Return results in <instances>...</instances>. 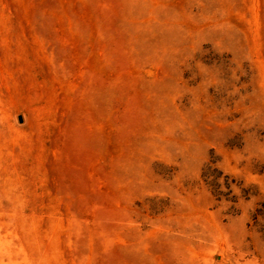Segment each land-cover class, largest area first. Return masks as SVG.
I'll return each mask as SVG.
<instances>
[{"label": "rangeland", "instance_id": "1", "mask_svg": "<svg viewBox=\"0 0 264 264\" xmlns=\"http://www.w3.org/2000/svg\"><path fill=\"white\" fill-rule=\"evenodd\" d=\"M0 264H264V0H0Z\"/></svg>", "mask_w": 264, "mask_h": 264}]
</instances>
